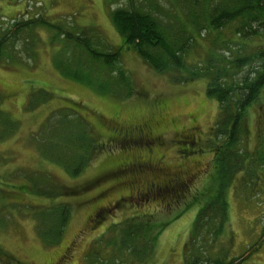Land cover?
I'll use <instances>...</instances> for the list:
<instances>
[{"label":"rangeland","instance_id":"374dc122","mask_svg":"<svg viewBox=\"0 0 264 264\" xmlns=\"http://www.w3.org/2000/svg\"><path fill=\"white\" fill-rule=\"evenodd\" d=\"M161 3L169 6L164 0ZM119 5L125 4L109 6L108 0H0V32L10 29L15 33L11 24L42 17L63 31L79 33L94 28L108 47L118 48L122 39L112 22L111 7ZM169 11L164 20L176 26V12L170 6ZM177 15H181L179 10ZM33 30V37L12 34L8 39L14 58L0 61L2 108L16 120L15 130L0 138V264H127L129 257H120L116 251L118 226L134 215L149 214L157 224L155 229L169 223L160 228L151 256L141 264H183L197 207L184 208L186 199L178 206L179 202L163 195L140 202L138 195L128 197V193L139 190L140 184L149 188L176 178L188 185L182 198L205 186L213 157L209 133L219 108L217 101L206 95V78L174 82L170 74L152 69L133 49L121 47L120 60L136 92L130 97L103 94L73 77L89 67L83 48L60 38L62 35L57 36L51 28L37 26ZM212 39L213 34L205 30L196 35L188 48L187 62L202 61ZM60 64L67 70H61ZM157 99L163 106L159 110L153 103ZM73 110L82 116L97 141L107 143L76 177L70 176L54 155L43 152L48 143L44 139L51 134L46 125L63 113L74 118ZM154 116L157 125L161 123L158 135L162 142L151 148L150 157L152 161L160 159L162 166L141 167L140 171L117 169L127 161H146L150 149H146L147 141L134 146L111 139L112 127L118 123L123 129L142 130V123ZM246 117L245 145L253 152L264 128V89ZM187 128L195 150L184 155L179 148L181 135L175 132ZM241 176L238 174L226 191L229 229L209 252L224 257L226 263L264 264V177L255 185L259 193L251 183L244 187ZM56 193L63 196L54 200ZM60 202L71 206V215L61 238L47 242L39 233L42 218L36 213Z\"/></svg>","mask_w":264,"mask_h":264},{"label":"trees","instance_id":"16d2710c","mask_svg":"<svg viewBox=\"0 0 264 264\" xmlns=\"http://www.w3.org/2000/svg\"><path fill=\"white\" fill-rule=\"evenodd\" d=\"M164 1L176 12V26L164 20L171 13L169 6L162 4L161 0H108V4H125L111 7V19L122 39V48L133 49L152 69L170 74L174 82L183 84L199 76L206 78V95L216 100L219 106L217 119L209 133V141L212 143L209 148L213 155L209 165L212 170L207 173L205 186L192 189L189 198H182L188 185L179 178L149 185V188H144L145 192L140 184L142 187L139 188L143 191L139 193L136 189V195L140 202L147 201L149 196L163 195L179 202L178 206L186 199L184 208L197 207L185 245L187 247L183 252V264H233L226 263L224 257H214L209 251L229 229L230 212L226 191L231 182L240 174L244 187H249L246 185L251 183L253 190L257 191L255 185L264 177V128L253 152H249L245 145L248 134L247 110L259 100L264 89V0ZM177 9L180 16L177 15ZM11 25L15 33L10 29L0 32V61L14 58V48L8 39L12 34L18 36L27 33L33 37V29L44 26L85 51V61L89 67L74 73V78L89 83L95 91L103 94L117 93L130 97L136 92L129 72L121 63V47H108L94 28H85L79 33L63 31L42 17H28L26 21ZM203 30L213 34L211 48L202 61L189 64L186 60L188 48L195 36ZM252 41L258 44H251ZM61 70L67 69L61 67ZM153 103L157 110L163 107L159 99ZM75 113L74 118L63 113L59 119L46 125L51 134L49 139V136L44 139L48 142L46 148H42L43 152L54 155V159L72 177L80 175L99 150L107 146V143L96 140L82 116ZM148 120L142 123L140 129L143 130L138 131L123 129L118 123L112 127L111 139L128 142V145L135 143L134 146H139L140 141H147L146 149H150L146 151V161H127L117 169L130 171L137 168L140 171L141 167H156L158 159L153 158L156 161H152L150 156L151 148L162 142L161 135H158V125L161 123L157 125L155 116L150 118L151 121ZM15 126L16 120L3 110L0 97V138L11 134ZM188 130L175 132L176 135H181L179 148L184 155L195 150L191 147L193 137ZM52 151H59L60 154L51 153ZM136 178L137 176L133 180L136 181ZM98 181L100 180L95 183ZM81 188H87V185ZM42 192L40 191L41 194ZM258 192L260 193L259 190ZM56 194L52 195L54 200L63 196H60L61 193ZM131 194L133 193L129 192L128 197ZM36 214L42 218L39 233L47 242H56L61 238L71 215V206L67 203H55ZM152 216L134 215L119 224L116 251L120 257L123 254L129 257L127 264L147 261L160 234V228L169 223L155 229L157 224L152 222Z\"/></svg>","mask_w":264,"mask_h":264},{"label":"flooded vegetation","instance_id":"af4514ba","mask_svg":"<svg viewBox=\"0 0 264 264\" xmlns=\"http://www.w3.org/2000/svg\"><path fill=\"white\" fill-rule=\"evenodd\" d=\"M113 130H115V131H117L118 132V130H116V128H114ZM143 130V129H142ZM138 131V130H137ZM153 139H154V137H152ZM149 140V139H148ZM157 141V139L156 140H154V142H156ZM153 142V143H154ZM152 143V142H151ZM157 166H162V163H161V161H160V159H158V161L156 162V167ZM172 181H175V180H172ZM143 186V185H142ZM141 185H140V187H142ZM144 188L146 189V187H143V190H144ZM143 190H141V189H139L138 190V192L140 193V192H142ZM131 193H133V194H137V191H131Z\"/></svg>","mask_w":264,"mask_h":264}]
</instances>
